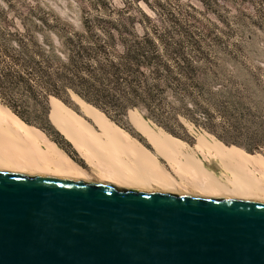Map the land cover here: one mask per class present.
I'll use <instances>...</instances> for the list:
<instances>
[{
	"label": "trees",
	"instance_id": "trees-1",
	"mask_svg": "<svg viewBox=\"0 0 264 264\" xmlns=\"http://www.w3.org/2000/svg\"><path fill=\"white\" fill-rule=\"evenodd\" d=\"M11 5L0 4V101L27 125L54 132L55 105L70 104L73 93L112 121L137 109L177 139L185 140L180 132H188V122L231 149L261 156L264 101L243 109L231 96L221 100L224 90L208 80L219 66L206 42L224 32L223 25L198 23L188 10L172 13L176 29L143 13L150 25L143 33L129 27L128 17L101 15L86 16L84 30L60 33L52 28L69 21L39 12L10 17L5 12ZM256 13L264 26V2ZM253 74L264 93V64Z\"/></svg>",
	"mask_w": 264,
	"mask_h": 264
},
{
	"label": "water",
	"instance_id": "water-1",
	"mask_svg": "<svg viewBox=\"0 0 264 264\" xmlns=\"http://www.w3.org/2000/svg\"><path fill=\"white\" fill-rule=\"evenodd\" d=\"M0 264H264V202L0 170Z\"/></svg>",
	"mask_w": 264,
	"mask_h": 264
},
{
	"label": "bare ground",
	"instance_id": "bare-ground-1",
	"mask_svg": "<svg viewBox=\"0 0 264 264\" xmlns=\"http://www.w3.org/2000/svg\"><path fill=\"white\" fill-rule=\"evenodd\" d=\"M83 104L94 120L96 129L94 125L59 102L55 105V126L89 161L96 159L102 162L105 165L104 169L106 168L105 176L113 173L121 174L122 178L123 174H127L140 180L151 179L157 184V189L153 190L178 192V183L174 178L178 175L208 196L264 202V159L258 160L242 149H231L218 139L205 135L198 137L195 147L190 146L163 129L154 128L139 111H133L137 112L135 114L137 131L164 159L168 166L167 170L156 158L152 159L145 154L146 151L138 152L134 149L136 146H126L128 142L125 144L124 141L129 133L106 115L90 109L84 102ZM42 143L46 148H43ZM124 149L135 156L133 159L135 162L132 161L134 163L131 166L125 163L126 159H122ZM211 158L220 162L227 176L224 174H221V177L216 176L205 165ZM15 163L22 164L24 168L33 172L84 175L62 150L46 140L40 129L27 125L0 102V168H12ZM22 166L20 165V168H23ZM186 186L182 185V188L186 189Z\"/></svg>",
	"mask_w": 264,
	"mask_h": 264
},
{
	"label": "rangeland",
	"instance_id": "rangeland-1",
	"mask_svg": "<svg viewBox=\"0 0 264 264\" xmlns=\"http://www.w3.org/2000/svg\"><path fill=\"white\" fill-rule=\"evenodd\" d=\"M263 2L264 0H0L3 7L12 4L5 12L10 17L39 12L50 13L69 21L67 26L58 25L52 28V31L60 33L84 30V18L96 15L113 20L128 17L131 21L129 27L135 26V29L143 33L146 28H150L143 13L151 16L163 28L176 29L172 13L186 15V11L190 10L202 21L198 23L210 24L212 21L225 28L224 32H215L217 36L209 37L206 42L212 54L216 55L219 66L218 72L208 80L211 85L222 87L224 90L221 100H228L231 96L232 102L243 109L252 107L255 102L264 101V93L257 91L253 74L255 68L264 64V26L255 18L256 9ZM96 29L101 30L99 27ZM71 100V103L66 105L96 126L86 106L80 103L73 93ZM134 116H128L127 113L124 117L116 116L117 121H113L121 127L134 128L137 131ZM185 124H189L191 128L187 126L188 132L180 133L185 135L184 141L187 143H198L200 135L215 138L204 129L196 130L192 124ZM151 125L156 129L160 128L155 123ZM40 126L50 131L45 124L41 123ZM257 155L261 156L255 155L256 159L262 160L264 151ZM199 196L207 197L201 194Z\"/></svg>",
	"mask_w": 264,
	"mask_h": 264
},
{
	"label": "crops",
	"instance_id": "crops-1",
	"mask_svg": "<svg viewBox=\"0 0 264 264\" xmlns=\"http://www.w3.org/2000/svg\"><path fill=\"white\" fill-rule=\"evenodd\" d=\"M33 127H34V125H33ZM35 128L40 129L43 132L46 140H48L49 142L54 144L58 149L62 150L70 158V160H72L80 168V170L82 171V173L84 175L75 176L74 174H63V173L60 174V173H54V172H48V173H45V172L44 173L43 172H33L30 169L28 170V168H24L22 166V164H20V165L23 168H20V165H18L19 163L18 164L15 163V165L13 166L14 168L13 167L12 168L9 167V169H8V167L7 168H2V169L0 168L1 170L4 169L3 171L18 172V173L27 174V175H30V176L45 175V176H56V177H66V178L80 179V180H84V181H87V182H93V183H107V184H111V185H114L116 187L123 188V189L146 190V191L153 190V188L157 189L156 188L157 184H155V181H153L151 179H142L141 178V180H140L138 177L136 178L134 176H129L127 174H123V178H122L121 174L120 175L119 174L118 175L117 174L113 175V173H110V175L112 174L110 176V175H108L109 172L106 173V175H108V176H105V169H106V168L104 169L105 165L102 162L97 161L96 159H92V160L89 161L79 150H77V148L75 147L73 142L71 140H69L56 127L54 128V132H46V131L42 130L39 127H35ZM122 128L127 133H129L128 134V138H127L128 140L126 139L124 141L125 144H127L126 142H128V144L126 146H132L133 147V145H134V146H136V147H134V149L137 150L138 152H144L145 153V151H146L145 154H148L149 157L151 156L152 159L156 158L168 170V166H167L166 162L164 161V159L156 152V150L153 148V146L146 140V138L144 136H142V134H140L134 128H124V127H122ZM94 129H96V126H94ZM130 137H131L132 140L130 139ZM131 141H132V143H131ZM135 143H137V144H135ZM196 143H197V141L195 142V144L194 143H187V144L194 147L196 145ZM42 146H43V148H46L44 143H42ZM141 148H143V149H141ZM148 152L151 153V154L149 155ZM122 154H123L122 155V159L123 160L126 159L125 163L127 162V164L130 165V166L133 165V163L135 162V160H133L135 158V156H133V153L131 154L129 151L127 152V149L126 150L124 149V151H122ZM128 154H130L131 156L128 155ZM124 155H125V157H124ZM152 155H153V157H152ZM132 156H133V158H132ZM199 156H201V155H199ZM129 159H131V160H129ZM210 160L211 161L210 162H206L205 165L216 176L221 177V174H224L226 176L228 175L223 170V167L220 165V162H218L216 160H212V158ZM132 161H134V162H132ZM100 164H101V166H100ZM17 165L19 166V168H17L18 167ZM100 168L102 169V171H101ZM113 178H114V180H113ZM174 178H175L176 182L178 183L177 187L179 189L178 192L175 191L176 193H178V194L197 195V196H199L200 194L201 195L203 194L204 196L208 197V194L206 195V194L202 193L200 190L196 189L192 185L191 182L188 183V181H184L178 175H175ZM137 179H139V181ZM141 181H143V182H141ZM144 182H145V184H144ZM179 182L182 183V184H179ZM182 185H187L186 186L187 188L186 189H182Z\"/></svg>",
	"mask_w": 264,
	"mask_h": 264
}]
</instances>
